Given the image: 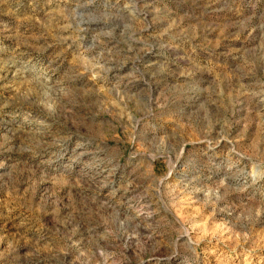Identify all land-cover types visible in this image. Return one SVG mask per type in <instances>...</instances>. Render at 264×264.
<instances>
[{"label": "rangeland", "instance_id": "374dc122", "mask_svg": "<svg viewBox=\"0 0 264 264\" xmlns=\"http://www.w3.org/2000/svg\"><path fill=\"white\" fill-rule=\"evenodd\" d=\"M0 264H264V0H0Z\"/></svg>", "mask_w": 264, "mask_h": 264}]
</instances>
